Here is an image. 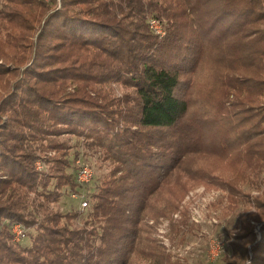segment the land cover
Instances as JSON below:
<instances>
[{"label":"trees","instance_id":"16d2710c","mask_svg":"<svg viewBox=\"0 0 264 264\" xmlns=\"http://www.w3.org/2000/svg\"><path fill=\"white\" fill-rule=\"evenodd\" d=\"M150 17L163 21V37L149 29ZM215 49L235 68L252 69L225 78L237 94L220 116L231 126L210 146L244 165L226 179L199 165L187 171L223 189L235 215L246 212L236 217L243 232L230 243L226 264H264V198L254 195H264V0H0V264H184L151 237L146 218L172 155L141 143L133 124L182 126L190 100L178 92ZM115 80L132 86L116 112L128 123L131 108L122 106L134 101L130 124L113 121L102 102L101 90ZM74 137L114 166L85 192L86 207L60 210L53 203L64 193L83 191ZM195 145L177 148L170 169L202 147ZM16 223L24 231L18 240ZM170 223L172 239L184 241L194 222L185 215Z\"/></svg>","mask_w":264,"mask_h":264},{"label":"rangeland","instance_id":"374dc122","mask_svg":"<svg viewBox=\"0 0 264 264\" xmlns=\"http://www.w3.org/2000/svg\"><path fill=\"white\" fill-rule=\"evenodd\" d=\"M153 18H156V24L151 23L152 17H150L148 19L149 29L163 37L166 33L163 21L158 17ZM233 64L234 61L231 56L221 58L215 49V51L212 50L203 56L196 72L192 75L194 79L192 83L187 78L189 74L185 77L186 84L185 86L183 84L178 93L183 92L184 96L190 100L191 110L181 121L182 126L153 129L133 124L139 132L138 135L143 137V140L139 139L141 143L153 142L152 146L156 149L161 148L158 154L172 155L163 170L166 171L163 174L165 179L160 185L158 184L160 187L154 194L149 196V208L146 212V218L148 219L147 223L152 226L151 237H154L156 241L162 240L171 252L182 257L181 262L185 261L186 264H226L224 256H228V253L232 257L233 254L229 248L230 243L238 242L239 239L235 234L243 232L241 231L242 228L235 229L234 226L236 217L239 214H246L245 210L243 212L239 211L235 215V211L226 207L227 203L222 197L223 189L191 178L190 174L196 169L187 171V164L193 167L199 165L197 169L201 167V170L217 174L221 179H226L232 176L230 174L231 170L244 165L243 161H239L238 166L235 165L236 159L227 157L225 151L218 153L210 147L214 143L213 141L217 140L226 130L224 128L231 126L220 116L227 107L228 102L226 101L234 99L237 94H234V90L227 85L225 78L238 75L244 78L252 73V69H248V67L237 69ZM121 82L115 80L104 86L101 94L103 93L106 96V100L104 98L102 102L110 112L109 116L112 120L116 123L118 120L123 121L126 124L127 122L116 113L119 111L118 108L121 109L120 105L117 104L119 103L117 99L126 96L132 97V86L129 84L123 85ZM189 83L190 88L187 87ZM240 96L247 101V92L244 91ZM133 102L130 100L129 104L125 102L122 106L123 109L131 108L127 124H130L132 119H130V115L133 113V106L135 105ZM253 104L259 105L260 102L257 101ZM235 110H238V107H235ZM203 116L208 117L205 119ZM77 139L76 137L70 139V142L74 140L71 155L75 156V166H78L77 160L79 159L90 165L93 172L91 181L83 185L82 193H85L95 186L99 177L104 178L107 176L114 164L101 149L89 147L85 138L80 137L79 140ZM157 140H160L164 146L157 145ZM197 142L200 147L202 146L201 149L187 154L182 164L180 162L179 167L175 168V171L170 169L173 164L177 163V157H180L177 148L182 146L183 149V145L187 148H196L195 144ZM34 164L35 167L40 169L44 166L40 159H37ZM254 195L264 198L261 191H256ZM82 200L80 196L77 194L74 196L71 192L64 193L62 198L53 204L60 210H67L69 208H81ZM172 208H175L173 212L169 211L164 217L160 216L164 214L162 209L170 210ZM249 208L255 214L259 212L257 206L252 205ZM157 214H160V217ZM185 215L194 222L189 226L191 230L188 231L184 241L173 240L171 233L174 228L170 222L177 221ZM243 218L246 220L245 215ZM250 222L252 225L257 226V229L259 228L256 221L252 220ZM15 228L19 231L22 230L19 225H13L12 229ZM254 243L255 240L248 244V250H251ZM219 244H221L220 248ZM216 251L217 254H215Z\"/></svg>","mask_w":264,"mask_h":264},{"label":"built area","instance_id":"2783aa9c","mask_svg":"<svg viewBox=\"0 0 264 264\" xmlns=\"http://www.w3.org/2000/svg\"><path fill=\"white\" fill-rule=\"evenodd\" d=\"M155 21H157L156 18H152L151 23L155 25L156 24ZM77 163H78V175H77V179H78V181L81 184L85 185L86 183L90 182L91 179H92V177H93L92 168L90 167V165H88L85 162H82L79 159L77 160ZM72 193H73L74 196L77 194L78 196H80L81 199H83L82 202H81L82 203L81 204V207L82 208H84V207H86L88 205V200H87V198L85 196V193H80V194L77 193V192H72ZM14 225H19L22 228V230H20V231L17 230L16 228L13 229V232L15 233V237L17 239H20L21 236H23V233H24L23 227H22V225L20 223H16ZM220 247H221V244H219V248ZM215 254H217V251H216Z\"/></svg>","mask_w":264,"mask_h":264}]
</instances>
